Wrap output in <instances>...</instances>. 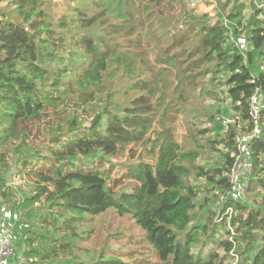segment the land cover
I'll list each match as a JSON object with an SVG mask.
<instances>
[{"label": "trees", "instance_id": "trees-1", "mask_svg": "<svg viewBox=\"0 0 264 264\" xmlns=\"http://www.w3.org/2000/svg\"><path fill=\"white\" fill-rule=\"evenodd\" d=\"M0 3V191L14 167L11 147L28 148L42 122L54 130L50 148L15 168L34 187L30 200L46 202L40 231L27 238L30 264L77 254L76 243L90 235L87 215L107 209L130 215L163 264H222L219 248L237 253L238 264H264V243L246 257L264 240L256 232H264V192L255 207L225 200L220 223L235 233L226 229L223 238L208 233L217 228L215 212L208 210L205 220L192 215L202 190L191 177H205L215 197L229 188L223 172L234 162L236 122L208 141L226 149L212 170L196 164L204 147L198 137L208 129L190 130L184 146L175 125L181 119L195 126L187 116L209 115L194 103L204 98L205 79L213 83L225 72L232 110L251 130L249 100L257 88L264 90V63L256 75L250 65L264 45V20L254 17L245 26L240 8L227 15L236 35L246 33L251 48L243 53L220 19L190 15L183 0H68L57 18L50 0ZM97 93L109 102L97 104ZM208 93L218 98L214 90ZM134 146L153 160L133 158ZM249 146L253 169L261 175L256 186L264 187V129ZM126 150L132 161H113ZM117 165L125 168L127 185L111 176ZM227 206L234 211L229 219ZM77 255L71 264H121L103 251Z\"/></svg>", "mask_w": 264, "mask_h": 264}, {"label": "rangeland", "instance_id": "rangeland-1", "mask_svg": "<svg viewBox=\"0 0 264 264\" xmlns=\"http://www.w3.org/2000/svg\"><path fill=\"white\" fill-rule=\"evenodd\" d=\"M53 4L52 14L54 17L60 16L68 6V0H50ZM189 10L190 15L199 16L206 13L211 21L220 19L222 24L226 28L228 39L234 42L239 47L241 52L244 53L249 46L246 40V33L235 34L233 28L230 25L227 15L234 11L235 8H240L242 11L243 24L247 26L250 20L254 17L259 20H264V0H183ZM1 4V3H0ZM176 12V11H175ZM255 14V15H254ZM264 26V25H263ZM241 28H238L240 30ZM264 63V45L261 52L254 51V57L250 65V70L253 75H256L257 68L260 64ZM226 73L222 72L217 76V79L212 83L205 79L203 83L204 98L202 100L195 101V108H200L203 111H207L209 115L198 116L189 115L188 120L195 126L189 127L187 123L180 120L175 121L176 134L182 145L189 146L187 141L190 136V130L205 129L208 131L199 135L198 139L204 145L203 152L196 159V164L202 165L211 170L220 166L224 160L223 154L226 149L222 144H215L213 146L207 145L209 140H216L221 137L223 132L227 128V124H233L236 122L237 134L240 136V140L245 142L246 135L251 133V130L247 131L249 123L240 119L232 110L230 98L226 92L227 86L225 84ZM212 89L217 94V99L209 95L208 91ZM97 104H105L108 101L106 95L97 93L95 95ZM213 116V119H211ZM90 118L86 119L84 124H88ZM262 123V124H261ZM261 124V125H260ZM259 129L256 130V134L260 133L264 129V115L259 120ZM39 128V137L34 138L32 144L29 147H11L9 155L13 156L14 167L11 168V180L6 184L5 188L0 191V222L7 224L10 228V237L14 239L16 243H26L27 238L31 232H39L41 229L42 217L46 213V202L43 197L38 201L32 202L30 197L35 194L34 187L29 185L24 177L20 178L15 172L17 161L24 158H31L37 154H42L46 148H50L52 145L51 135L54 130L50 129L45 123H40L39 126H35L33 130ZM254 131V130H253ZM245 137V138H244ZM46 142H43L45 141ZM19 145V144H18ZM20 146V145H19ZM135 156L137 159L140 156L145 160H153L146 155V151L141 146H134ZM238 157V156H237ZM130 152L125 151L123 154L117 155L113 160L114 162H123L125 159L130 160ZM133 159V160H135ZM250 159L244 153L238 159H236V168L239 174V190L235 193L222 195L216 194L211 191V184L205 177L189 179L191 184H196L201 188L197 197V208L193 211L192 215L194 221L201 218L205 220V216L208 210H212L214 213L213 219L217 222V228L215 231L211 229L208 233L214 234L216 237H226V229L231 234L235 233L232 226L221 225V210L223 203L229 197L233 200H237L248 207H255L260 197L258 193L264 192V187L256 186V177L260 176V173L254 169H250L246 165ZM116 174V176H114ZM126 170L123 167L117 165L111 172L112 177L121 178V185H127L129 179L125 177ZM131 185L129 184V187ZM207 197V204L200 207V204H204ZM86 228H89L90 235L84 240H80L76 243L74 253L82 254L83 256H91L93 254L98 255L100 251H103L104 255L115 257L121 264H163L157 257L155 251L151 248L146 241L144 231L135 223L130 215H118L114 209H107L98 215H87L84 220ZM259 236H264V232L256 231ZM264 243V240H257L252 249L246 253V257H251L253 253L259 249L260 245ZM24 245V244H23ZM28 247V245H27ZM81 249V250H80ZM29 250V248H28ZM198 247H193L192 251L196 252ZM220 255L223 257L222 264H238L239 255L232 251V253L226 254L222 248L218 249ZM210 252V246L203 250L205 257ZM77 254H71L66 256H58L46 259L45 264H71L73 257Z\"/></svg>", "mask_w": 264, "mask_h": 264}, {"label": "built area", "instance_id": "built-area-1", "mask_svg": "<svg viewBox=\"0 0 264 264\" xmlns=\"http://www.w3.org/2000/svg\"><path fill=\"white\" fill-rule=\"evenodd\" d=\"M264 29V26H263ZM250 105V113L253 117V130L251 133H248L244 138L247 139L245 142L240 140V136L238 135L237 140V150L236 152H232L231 156H234V162L231 168L225 172L223 175L226 176L227 182L229 184V188L222 194L227 195L231 193H235V191H240L238 182H239V174L236 168V159H238L241 155L246 153L249 157V161L246 162V165L253 169V163L250 156V146L249 141L256 135V130L259 129V120L261 119L260 111L264 108V90L261 88H257L254 93L251 95L249 100ZM238 156V157H237ZM230 198V197H229ZM224 204V203H223ZM232 206H227L224 210V214H228V219L230 215L233 214ZM222 218V213H221ZM10 228L7 224H3L0 222V264H30V258L28 257V247L26 243H16L12 237H10ZM232 240V237H229ZM24 244V245H23ZM232 253V251H230Z\"/></svg>", "mask_w": 264, "mask_h": 264}, {"label": "water", "instance_id": "water-1", "mask_svg": "<svg viewBox=\"0 0 264 264\" xmlns=\"http://www.w3.org/2000/svg\"><path fill=\"white\" fill-rule=\"evenodd\" d=\"M11 171H12V170H8V171L5 173V176H4V178H5V184L9 183L10 180H11Z\"/></svg>", "mask_w": 264, "mask_h": 264}]
</instances>
